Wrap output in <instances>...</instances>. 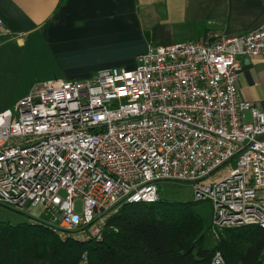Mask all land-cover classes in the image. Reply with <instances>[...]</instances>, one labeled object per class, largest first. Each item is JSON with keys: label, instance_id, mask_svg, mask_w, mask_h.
Listing matches in <instances>:
<instances>
[{"label": "built area", "instance_id": "2783aa9c", "mask_svg": "<svg viewBox=\"0 0 264 264\" xmlns=\"http://www.w3.org/2000/svg\"><path fill=\"white\" fill-rule=\"evenodd\" d=\"M243 55L264 59V25L149 44L132 69L34 82L0 111V205L40 206L60 237L99 240L123 204L156 202L160 181L182 180L212 203L216 232L264 229V111L238 97ZM223 263L216 251L210 264Z\"/></svg>", "mask_w": 264, "mask_h": 264}, {"label": "crops", "instance_id": "0c3cea01", "mask_svg": "<svg viewBox=\"0 0 264 264\" xmlns=\"http://www.w3.org/2000/svg\"><path fill=\"white\" fill-rule=\"evenodd\" d=\"M0 18V48L21 39L40 63L39 81L71 80L132 69L149 44L242 35L264 25V0H0ZM239 61L238 97L264 111V59Z\"/></svg>", "mask_w": 264, "mask_h": 264}, {"label": "trees", "instance_id": "16d2710c", "mask_svg": "<svg viewBox=\"0 0 264 264\" xmlns=\"http://www.w3.org/2000/svg\"><path fill=\"white\" fill-rule=\"evenodd\" d=\"M198 202L126 203L106 220L99 240L60 237L39 220L0 221V264H210L216 251L223 264H264V229L242 225L217 230L206 248ZM213 228V225H210Z\"/></svg>", "mask_w": 264, "mask_h": 264}, {"label": "rangeland", "instance_id": "374dc122", "mask_svg": "<svg viewBox=\"0 0 264 264\" xmlns=\"http://www.w3.org/2000/svg\"><path fill=\"white\" fill-rule=\"evenodd\" d=\"M5 42L0 48V111L13 109L15 102L23 96L30 86L43 76L40 63L34 57L33 49L17 40ZM211 178H208L210 180ZM196 183L182 180H164L158 183L159 197L167 201L188 202L194 200ZM196 202V201H195ZM81 202L76 200V211H80ZM193 211L204 223V242L206 248H213L217 242V232L211 228L213 206L208 200L193 206ZM50 216L40 206L32 208L28 213H20L0 205V221L10 223L39 220L44 223Z\"/></svg>", "mask_w": 264, "mask_h": 264}, {"label": "water", "instance_id": "95a60500", "mask_svg": "<svg viewBox=\"0 0 264 264\" xmlns=\"http://www.w3.org/2000/svg\"><path fill=\"white\" fill-rule=\"evenodd\" d=\"M18 43L21 44L22 43V40L21 39H18Z\"/></svg>", "mask_w": 264, "mask_h": 264}, {"label": "snow or ice", "instance_id": "6c2138e0", "mask_svg": "<svg viewBox=\"0 0 264 264\" xmlns=\"http://www.w3.org/2000/svg\"><path fill=\"white\" fill-rule=\"evenodd\" d=\"M123 94V93H122Z\"/></svg>", "mask_w": 264, "mask_h": 264}]
</instances>
